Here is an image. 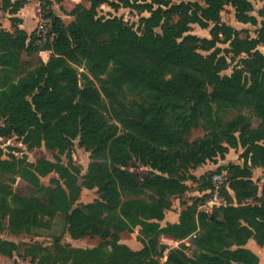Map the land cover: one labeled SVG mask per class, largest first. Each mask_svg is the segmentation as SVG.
I'll list each match as a JSON object with an SVG mask.
<instances>
[{"label": "trees", "instance_id": "16d2710c", "mask_svg": "<svg viewBox=\"0 0 264 264\" xmlns=\"http://www.w3.org/2000/svg\"><path fill=\"white\" fill-rule=\"evenodd\" d=\"M39 1L55 34L52 41L40 44L35 31L27 34L14 25L20 22L15 16L27 1L0 0V10L13 14L11 26L15 27L14 33L0 32V116L9 125L0 127V136L14 133L27 146L43 141L46 147L59 150L79 138L94 159L86 185L99 187L101 195L100 201L70 210L72 198L58 182L46 188L39 184L37 175H46L54 168L52 164L0 159V179L6 176L13 182L14 176L21 177L43 189L46 196L45 201L17 197L0 180V214L8 217L11 229L46 228L52 218L61 215L71 238L96 235L102 240L93 249L68 248L56 241L55 259L63 264H146L144 260L155 251L154 240L151 249L134 252L119 244L120 234L130 224L140 226L144 236L148 228L161 233L159 225L149 227L141 219L162 220L168 197L186 191L189 170L224 158L229 149L243 147L246 162L228 168L223 188H230L238 201L255 199L256 203L220 207L196 220V205L183 210L178 224L164 231L185 239L199 229L194 240L198 253L189 258L171 252L165 264H258L252 253L240 249L237 255L227 248L244 246L249 239L264 245V189L257 198V188L250 180L252 167L264 168V146L260 144L264 140V56L257 50L259 44L264 45V7L259 12L263 21L257 36L241 39L237 30L221 23L220 13L229 5L238 22L256 25V18L249 15L253 10L250 0H203L204 7L183 0L176 5H170L171 0L142 4L87 0L88 8L77 5L70 12L74 21L67 27L51 10L54 2L62 0ZM106 2L112 7L122 4L147 10L150 15L141 18L137 32L119 18L97 17L98 7ZM191 24L203 29L212 24L210 38L188 34ZM221 42L229 44L234 56H247L239 59L230 74H222L228 63L219 56L217 44ZM41 51L50 52L47 61L32 62L33 55ZM22 52L28 60H21ZM81 66L86 71L80 73L85 80L82 87ZM16 77L17 82L13 81ZM92 79L100 83V89ZM228 109L239 113L223 122L219 113ZM244 110L260 121L256 128L241 113ZM199 126L205 135L189 141L190 131ZM130 155L155 173L139 183L115 166H126ZM60 174L68 185L67 171ZM211 187L209 181L207 192ZM145 190L153 192L149 202L137 199ZM119 205L126 221L112 214ZM103 212L109 215L103 218Z\"/></svg>", "mask_w": 264, "mask_h": 264}, {"label": "rangeland", "instance_id": "374dc122", "mask_svg": "<svg viewBox=\"0 0 264 264\" xmlns=\"http://www.w3.org/2000/svg\"><path fill=\"white\" fill-rule=\"evenodd\" d=\"M27 1V0H26ZM131 3H151L152 0L137 1L129 0ZM184 2H198L203 7L205 6L203 0H183ZM253 5V10L249 15L253 16L257 20L256 25L250 23L238 22L234 15L233 7L227 5L220 13V21L233 29L237 30L241 39H250L257 36L258 29L260 28L263 18L260 16L259 12L264 7V2L262 0H250ZM38 5L34 8L35 14H39L40 17L45 16V11L42 9L41 3L37 0ZM170 5L179 4L178 0H171ZM58 4L56 11L61 15V20L64 26H69L73 21L74 17L70 15V12L77 6L88 8L90 6L87 0H67L63 3H53V5ZM156 7V5H154ZM40 10V12H39ZM52 10V7H51ZM20 11V10H19ZM18 11V12H19ZM53 11V10H52ZM55 14V13H54ZM42 15V16H41ZM56 15V14H55ZM150 12L140 11L132 7H124L122 4H117L112 7L110 4L103 3L97 9V17L101 18H119L123 23L132 27L133 30L139 31L141 18L149 17ZM13 14L8 11L0 10V32L2 30L14 33L15 27L11 25V19ZM49 20V19H48ZM48 39L50 42V31H51V20L48 21ZM20 22H15L14 25L19 28ZM212 24L208 28L203 29L197 24H191L188 34L195 35L199 38H210L209 31L212 28ZM20 29V28H19ZM33 31H35L33 29ZM32 31V32H33ZM159 33L160 30L156 29ZM31 32V33H32ZM16 35V34H15ZM217 48H219V56L224 57L228 63V68L222 72V74H230L233 67L238 63L240 58H246L245 54L240 56H234L230 51L228 43H218ZM257 50L264 56V45L259 44ZM42 56L33 55L32 62L37 63L39 59L44 62L47 61L49 57V51H41ZM201 54L207 55V52L200 51ZM21 60H28V56L25 52L21 53ZM1 69V68H0ZM79 72V84L81 87L85 83V80L80 77V73H86L83 67H78ZM2 75L0 73V80H2ZM17 77L13 81L17 82ZM93 86L100 89V83L93 80ZM238 111L228 109L223 113H219L223 122H228L238 115ZM244 113L250 117V125L252 128H256L259 124V120L252 116L251 113L244 110ZM0 127L8 128L9 125L6 122V118H1L0 116ZM205 130L202 126L193 128L189 135V141H194L201 139L205 135ZM264 146V140L260 142ZM0 149L2 150V155L0 159L11 160L12 158L20 163L26 162L27 164L36 165L38 162H44L47 164H52L54 168L44 176L37 175L39 184L42 188L53 187L57 182L59 183L61 189L69 194L71 199L70 210L75 208H82L86 204H92L96 201H100L101 191L99 187H88L86 185V176L88 173L89 165L94 161L91 158L90 152L86 151L83 146L79 144V138L71 141L69 146L65 150H59L57 148H48L42 141L39 145L30 147L24 144L23 138L16 136L14 133L7 137L0 136ZM245 148L238 147L237 149H229L224 158H215L207 161L204 165L196 169H191L187 172L186 181V191L181 195H173L168 197L166 201V207L164 209V216L162 220L157 221V219H141L143 223L159 225L162 229L161 233H151L148 228V236L142 234V229L140 226H128L119 236V244L126 245L134 252H140L144 248L151 249V240L155 242V251L151 252V255L144 260L146 264H165L168 255L171 252H176V255L180 257V254H184L186 257L192 258L198 253V248L195 247V236H198L199 229L195 233L190 234L185 239H177L174 232H165L164 230L170 226L176 225L179 222V215L183 210L188 207L194 208L196 205V210L194 213V219L196 220L200 215H206L203 212L204 204L211 194L207 192L205 187L210 181V178L215 173H227L226 171L231 165L243 166L245 164L244 159ZM248 162V160H247ZM248 165L250 166L249 162ZM118 168L123 171L128 172L136 181L142 183L146 177L152 173H155L149 166L144 165L139 162L133 155L127 160L126 166L121 164H116ZM31 170L34 171V168ZM66 170L68 175L66 179L69 184L67 185L65 179L61 177V172ZM252 176L250 180L253 185L257 188V198H261L264 189V168L262 167H252ZM4 186H7L11 192L17 197L25 199H40L45 201V193L43 189L35 188L31 183L25 181L21 177H15L14 181L11 182L10 178L4 177L0 179ZM211 183V182H210ZM223 191V193H222ZM221 191V197L226 199V206L240 207L245 205H253L256 203L255 199H248L247 201H238L235 198L233 191L230 188H223ZM153 192L150 190H145L142 194L138 196V200L141 202H149L150 196ZM208 195L207 198H205ZM204 199H206L204 201ZM136 200V199H135ZM122 201V200H121ZM122 203V202H121ZM224 206V207H226ZM122 207L119 205L112 214H117L115 217L118 219H126L122 216ZM109 215L107 212H103L102 216L105 218ZM219 220H222L221 216H218ZM197 228V227H196ZM58 241L61 246L72 247L77 249H93L102 243V240L96 235L85 236L81 239H73L65 232V225L63 222V217L56 216L48 222L46 228H34L31 231L15 232L11 229L9 225L8 217L0 214V264H63L57 257V246L55 242ZM223 243H226L223 241ZM225 245V244H224ZM231 252L240 253V249L252 253L258 258V264H264V245L257 244L253 239H249L244 246L231 245L227 248ZM110 250V247H108ZM159 251L162 253L161 256L155 255ZM159 255V254H158Z\"/></svg>", "mask_w": 264, "mask_h": 264}, {"label": "built area", "instance_id": "2783aa9c", "mask_svg": "<svg viewBox=\"0 0 264 264\" xmlns=\"http://www.w3.org/2000/svg\"><path fill=\"white\" fill-rule=\"evenodd\" d=\"M48 21L49 20L45 19L43 16L40 17V20L35 28V36L38 39L37 41L38 44H40V42H44L45 37L48 36V32H49L47 27L49 26L47 25L49 23ZM54 38H55V34L51 33L50 41H52ZM226 181H227V173H215L214 175L211 176L210 182L212 187L208 191V193L211 195L203 206L204 214L211 215L215 209L226 206L227 204L226 199H223L221 197V191L223 187H225Z\"/></svg>", "mask_w": 264, "mask_h": 264}, {"label": "crops", "instance_id": "0c3cea01", "mask_svg": "<svg viewBox=\"0 0 264 264\" xmlns=\"http://www.w3.org/2000/svg\"><path fill=\"white\" fill-rule=\"evenodd\" d=\"M12 1H16V0H12ZM66 1L67 0H63V3H65ZM37 5H38L37 0H27V3L24 4V6L15 16L20 21L19 28L24 32H26L27 34H30L33 31V29L35 30L40 20L39 14L36 15L34 12V8ZM56 7H58V4L52 6L53 12L58 17L62 18L61 15L56 11L55 9ZM39 55L42 56V52H40Z\"/></svg>", "mask_w": 264, "mask_h": 264}]
</instances>
